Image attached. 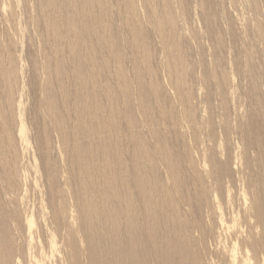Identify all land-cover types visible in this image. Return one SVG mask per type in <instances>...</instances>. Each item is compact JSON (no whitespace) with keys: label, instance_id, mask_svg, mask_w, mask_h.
Instances as JSON below:
<instances>
[{"label":"bare ground","instance_id":"obj_1","mask_svg":"<svg viewBox=\"0 0 264 264\" xmlns=\"http://www.w3.org/2000/svg\"><path fill=\"white\" fill-rule=\"evenodd\" d=\"M0 264H264V0H0Z\"/></svg>","mask_w":264,"mask_h":264}]
</instances>
